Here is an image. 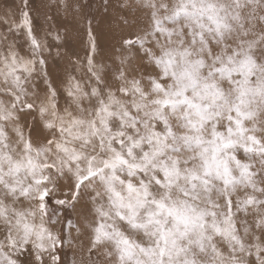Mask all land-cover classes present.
Masks as SVG:
<instances>
[{"label": "snow or ice", "instance_id": "snow-or-ice-1", "mask_svg": "<svg viewBox=\"0 0 264 264\" xmlns=\"http://www.w3.org/2000/svg\"><path fill=\"white\" fill-rule=\"evenodd\" d=\"M22 5L0 34V264H66L65 247L73 264H264V0H136L147 24L121 56L96 62L89 20L83 76L55 78L56 18L38 29Z\"/></svg>", "mask_w": 264, "mask_h": 264}, {"label": "rangeland", "instance_id": "rangeland-1", "mask_svg": "<svg viewBox=\"0 0 264 264\" xmlns=\"http://www.w3.org/2000/svg\"><path fill=\"white\" fill-rule=\"evenodd\" d=\"M104 2L105 0H79V4L82 5L79 12L57 13L55 0H29L33 9L32 19L38 29L46 31L49 27L45 23L46 15L56 18V27L59 28L62 39L58 45L56 41H50L52 44L50 54L45 53L48 59V70L54 78L63 76L66 72H71L78 77L83 76L84 71L77 72L74 65L78 57L81 61V68L86 63L84 58L90 51L89 20L92 21L91 27L97 44L95 57L98 64L111 65L117 57L122 55L121 37L132 38L139 28L146 26L147 10L138 7L136 0H128V7L125 8H120L117 0H111L112 7L107 13L103 7H100ZM119 3H124V0H119ZM22 6V0H0V34L8 33L12 21L18 20ZM122 17L128 19L129 25L123 23ZM4 20H8V23H4ZM12 39L23 46V54L27 50L24 45V36L13 33L9 36V40ZM40 88L43 89L42 83H40ZM63 214L72 219L76 218L68 209L63 210ZM75 243L77 247L82 243L87 244V237H80ZM64 252L63 259L66 264H73V249L65 247Z\"/></svg>", "mask_w": 264, "mask_h": 264}]
</instances>
